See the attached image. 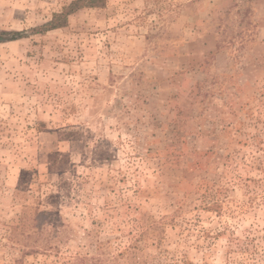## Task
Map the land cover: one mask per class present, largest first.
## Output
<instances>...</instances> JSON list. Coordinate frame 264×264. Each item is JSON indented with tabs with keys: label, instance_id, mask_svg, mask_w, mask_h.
Returning <instances> with one entry per match:
<instances>
[{
	"label": "rangeland",
	"instance_id": "1",
	"mask_svg": "<svg viewBox=\"0 0 264 264\" xmlns=\"http://www.w3.org/2000/svg\"><path fill=\"white\" fill-rule=\"evenodd\" d=\"M71 1L0 0V30ZM0 264H264V0H107L0 43Z\"/></svg>",
	"mask_w": 264,
	"mask_h": 264
},
{
	"label": "trees",
	"instance_id": "2",
	"mask_svg": "<svg viewBox=\"0 0 264 264\" xmlns=\"http://www.w3.org/2000/svg\"><path fill=\"white\" fill-rule=\"evenodd\" d=\"M107 0H72L63 8L55 12L52 18L45 23L33 27L29 30H0V43L15 41L31 36L32 34L46 33L50 30L66 27L69 22V17L84 8H102L105 7Z\"/></svg>",
	"mask_w": 264,
	"mask_h": 264
},
{
	"label": "crops",
	"instance_id": "3",
	"mask_svg": "<svg viewBox=\"0 0 264 264\" xmlns=\"http://www.w3.org/2000/svg\"><path fill=\"white\" fill-rule=\"evenodd\" d=\"M24 39H26V38H22V39H19V40H15V41H20V40H24Z\"/></svg>",
	"mask_w": 264,
	"mask_h": 264
}]
</instances>
